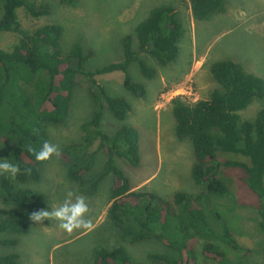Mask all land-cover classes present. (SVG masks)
Wrapping results in <instances>:
<instances>
[{"label": "trees", "instance_id": "1", "mask_svg": "<svg viewBox=\"0 0 264 264\" xmlns=\"http://www.w3.org/2000/svg\"><path fill=\"white\" fill-rule=\"evenodd\" d=\"M56 1L73 6L77 0ZM187 1L196 21L209 20L224 10L223 0ZM19 9L32 19L52 13L51 7L42 2L0 0V34L12 33L17 37L10 50L0 48V143L13 144L6 159L18 164L21 170L15 180L0 174V203L12 207L0 218V246L15 247L17 238L2 236L27 235L32 227L30 214L47 207L44 194L22 187L29 181L40 182L41 167L46 163L37 162L27 146L31 144L39 150L45 141L51 143L48 128L68 120L81 78L87 82L93 113L80 125V140L64 147L60 159L66 166L67 180L86 196L96 193L101 181L112 175L106 217L114 236L129 245L153 240L177 254L176 258L149 254L146 259L152 264H197L198 246L199 253L213 264H250V251L238 243L227 222L210 207L214 197L234 198L220 172L240 169L245 186L258 200L259 227L264 234V108L249 120L239 115L254 101L264 99V81L231 60L211 64L209 73L215 87L207 99L191 104L179 98L171 102L175 138L189 142L193 149L191 180L200 188L199 192L179 191L164 198L133 190L114 160L132 167L140 165L137 129L122 125L107 134L101 127L105 110L122 122L131 106L123 98L109 96L96 77L121 72L124 89L136 98L145 97V86L134 82L128 69L135 63L140 75L151 80L156 71L143 55L152 57L160 67L176 62L183 35L176 12L169 6L153 9L134 31L136 48L133 36L125 35L120 62L87 70L85 64L93 56L92 51L85 52L80 44L64 51V30L59 24L24 30L18 20ZM100 152L106 158L103 168L86 177ZM209 209L212 223L207 215ZM222 246L240 255L231 260ZM92 258V264H146L133 260L123 246L96 247ZM18 260L16 253L0 255V264H20Z\"/></svg>", "mask_w": 264, "mask_h": 264}, {"label": "rangeland", "instance_id": "2", "mask_svg": "<svg viewBox=\"0 0 264 264\" xmlns=\"http://www.w3.org/2000/svg\"><path fill=\"white\" fill-rule=\"evenodd\" d=\"M51 7L48 17L32 19L23 9L17 10L21 27L31 31L39 26L55 23L63 27L62 47L70 50L80 44L85 52L93 56L86 62L87 70H94L122 60L121 40L125 35L133 36L134 31L149 13L161 6L174 9L183 25V35L179 41V56L175 63L160 67L156 61L143 55L146 63L156 71L155 78L144 79L137 65L131 64L128 73L131 79L146 88L143 98H136L122 85L124 75L113 72L96 77V81L109 96L125 99L131 106L124 121L119 122L105 110L101 123L107 134H112L122 125L133 126L139 133L140 165L132 167L122 160L114 163L129 180L133 190H144L164 198H171L182 191L196 194L200 188L191 180L194 163L193 149L189 142L178 141L174 135V120L171 102L179 98L189 104L207 99L215 87L209 67L223 60L239 63L243 68L264 81V0H223L224 10L209 20L196 21L192 17L187 0H77L73 6L61 5L56 0H32ZM17 42L12 33L0 34V48L10 50ZM184 92L183 96H177ZM264 108V99L254 101L239 113L242 119H252ZM93 113V105L87 82L78 78L69 118L62 125L48 128L52 144L60 151L81 138L80 125ZM13 144L0 143V156L7 158ZM106 158L100 152L91 172L86 177L99 173ZM42 180L27 182L23 188L40 192L47 199L46 209L51 210L67 198V192L83 195L89 205L86 219L91 227L78 229L71 234L58 227L59 221H31V230L24 236L4 235L2 238H17L15 247L0 246V255L16 253L20 264H92V250L99 246L107 248L123 246L135 261H147L149 254H167L177 257L174 251L156 241L149 240L129 245L120 242L107 223V209L110 205L112 175L106 176L96 193L86 196L78 186L66 178V166L60 157L52 156L41 167ZM219 176L231 190L233 199L214 197L211 210L217 212L227 222L238 243L250 251V264H264V234L259 227L258 200L245 186L244 174L240 169H223ZM12 210L11 206L0 203V218ZM210 211L207 210V212ZM209 221L212 218L208 212ZM231 260L240 255L222 246ZM197 264H213L206 260L197 249Z\"/></svg>", "mask_w": 264, "mask_h": 264}, {"label": "clouds", "instance_id": "3", "mask_svg": "<svg viewBox=\"0 0 264 264\" xmlns=\"http://www.w3.org/2000/svg\"><path fill=\"white\" fill-rule=\"evenodd\" d=\"M27 151L35 156L37 162H45L54 155L56 157L61 155L59 146L47 141L42 144L39 150L29 144ZM20 171L18 164L12 163L8 159L0 160V174H7L11 179L15 180ZM73 196V192H67V198L61 204L51 210L34 211L30 214L29 219L35 223L55 219L59 221L58 227L67 234H71L78 229L90 228L91 220L86 219L89 213V205L86 198L83 195H76L73 199Z\"/></svg>", "mask_w": 264, "mask_h": 264}, {"label": "built area", "instance_id": "4", "mask_svg": "<svg viewBox=\"0 0 264 264\" xmlns=\"http://www.w3.org/2000/svg\"><path fill=\"white\" fill-rule=\"evenodd\" d=\"M185 93L184 92H178L177 96H183Z\"/></svg>", "mask_w": 264, "mask_h": 264}]
</instances>
